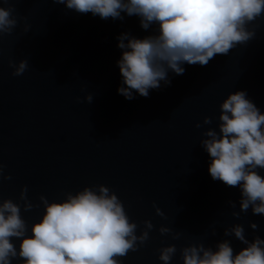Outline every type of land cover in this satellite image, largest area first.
<instances>
[{
    "label": "water",
    "instance_id": "1",
    "mask_svg": "<svg viewBox=\"0 0 264 264\" xmlns=\"http://www.w3.org/2000/svg\"><path fill=\"white\" fill-rule=\"evenodd\" d=\"M9 3L18 23L0 33V203L19 205L27 234L43 213L41 194L61 200L103 184L136 224L138 239L114 257L119 264H184L185 247L215 248L221 240L238 251L244 244L231 231L236 224L249 240L264 237V214L242 210L239 187L210 176L200 143L207 128L218 130L229 92L246 90L264 111V11L246 22L254 35L227 54L186 63L182 74L169 72L170 84L126 99L117 92V35L152 31L136 15L102 19L59 0ZM22 59L27 68L13 74ZM10 239L19 246L20 238ZM168 245L176 251L165 262L160 253Z\"/></svg>",
    "mask_w": 264,
    "mask_h": 264
},
{
    "label": "clouds",
    "instance_id": "2",
    "mask_svg": "<svg viewBox=\"0 0 264 264\" xmlns=\"http://www.w3.org/2000/svg\"><path fill=\"white\" fill-rule=\"evenodd\" d=\"M77 12H91L102 19L136 15L144 36L130 32L117 35L122 51L116 63L121 74L117 92L126 99L137 94L148 96L150 89L170 84L169 72L182 74L185 64H207L214 55L227 54L238 42L247 41L254 32L246 22L264 11V0H59ZM4 4H8L7 7ZM9 0L0 4V33H10L18 23ZM28 66L22 59L13 74ZM86 99L91 101L92 95ZM218 130L207 128L201 145L209 155L208 172L240 189V208L264 214V111L246 90L229 92L219 104ZM203 123L210 124L209 116ZM200 127V122H197ZM2 171V168H0ZM99 191L85 186L66 198L49 201L43 194L44 210L33 222L30 234L20 215L19 205L11 199L0 203V264H119L114 257L124 255L138 237L135 222H130L122 202L103 184ZM27 186H24V193ZM31 207V204L26 205ZM149 227L151 224L149 223ZM251 227L257 224L251 222ZM166 231V229H162ZM232 233L244 246L235 250L228 240L215 248L203 244L183 249L184 264H264V237L249 240L244 228L236 224ZM148 236L145 232L139 239ZM11 237H18L17 247ZM176 251L166 246L160 259L167 262Z\"/></svg>",
    "mask_w": 264,
    "mask_h": 264
}]
</instances>
